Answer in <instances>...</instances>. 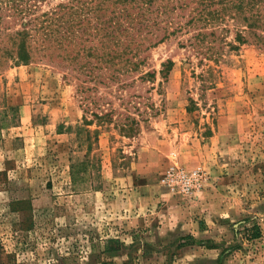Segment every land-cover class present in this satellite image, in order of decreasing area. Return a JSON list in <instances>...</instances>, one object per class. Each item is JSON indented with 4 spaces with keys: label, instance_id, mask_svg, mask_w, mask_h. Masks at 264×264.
<instances>
[{
    "label": "rangeland",
    "instance_id": "obj_1",
    "mask_svg": "<svg viewBox=\"0 0 264 264\" xmlns=\"http://www.w3.org/2000/svg\"><path fill=\"white\" fill-rule=\"evenodd\" d=\"M168 1L118 78L0 68V264H264V50ZM174 162L204 172L190 197Z\"/></svg>",
    "mask_w": 264,
    "mask_h": 264
},
{
    "label": "trees",
    "instance_id": "obj_2",
    "mask_svg": "<svg viewBox=\"0 0 264 264\" xmlns=\"http://www.w3.org/2000/svg\"><path fill=\"white\" fill-rule=\"evenodd\" d=\"M40 2L0 0V68L10 62L28 65L44 60L67 68L73 66L80 75L98 77L96 69L106 65L118 71V75L112 74L118 78L139 65L126 56L133 52L135 33L149 25L150 14L155 11L168 14L175 8H170L173 1L162 3V0H68L49 9H43ZM197 3V19H212L215 27L226 31L230 27H226L227 23L221 27L222 23L232 20L236 41L264 50V0H197ZM259 237L260 227L252 234V238Z\"/></svg>",
    "mask_w": 264,
    "mask_h": 264
},
{
    "label": "built area",
    "instance_id": "obj_3",
    "mask_svg": "<svg viewBox=\"0 0 264 264\" xmlns=\"http://www.w3.org/2000/svg\"><path fill=\"white\" fill-rule=\"evenodd\" d=\"M163 180L169 189L182 197H190L203 183L204 172L198 168H187L174 162L164 173Z\"/></svg>",
    "mask_w": 264,
    "mask_h": 264
}]
</instances>
